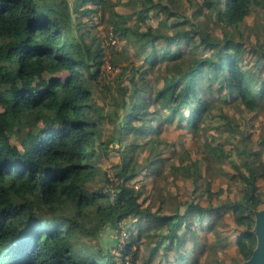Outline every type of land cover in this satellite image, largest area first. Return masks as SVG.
<instances>
[{
  "label": "trees",
  "instance_id": "trees-1",
  "mask_svg": "<svg viewBox=\"0 0 264 264\" xmlns=\"http://www.w3.org/2000/svg\"><path fill=\"white\" fill-rule=\"evenodd\" d=\"M134 1L130 23L132 17L120 14L110 0H73L72 10L66 0H0V264H137L142 231L150 253L173 249L180 263L186 251L180 229L194 234L193 222L200 225L204 217L214 219L221 211L242 227L232 264L250 257L255 246L253 211L262 200L256 180L263 174L264 138L252 150L247 142L251 133L240 131L221 108L226 128H213L218 133L204 139L199 158L178 165L167 158L161 161L173 180L190 178L194 184L202 165L229 161L242 183L237 200L204 206L193 198L182 213L175 206L168 214L163 204L154 209L144 204L145 185L135 187L133 182L140 171L136 164L122 158L110 176L97 162L109 143L103 136L106 123H112L116 134L111 140L120 145L127 130L136 137L158 133L162 125L197 131L217 102L238 101L248 111L261 108L264 47L243 41L246 36L238 29L246 17L264 8V0ZM184 4L189 17L177 12ZM98 11L114 40L108 51L102 39H87L86 31L75 26L83 24L81 16ZM161 12L164 18H158ZM151 18L157 19L156 25ZM204 18L221 28V38H213ZM122 41L135 44L140 64H123L129 50L118 51L116 44ZM106 60L110 70L120 67L108 84L103 82ZM161 66L164 73L155 85L147 74ZM5 77L18 79L19 86L2 88ZM95 81L110 90L107 113L94 99ZM212 92L208 104L206 96ZM223 133L229 151L216 141ZM157 140L155 135L148 150V172L159 171ZM232 151L245 157L235 161ZM97 181L98 188L88 187ZM106 226L116 231L117 241L108 248L92 246L91 240Z\"/></svg>",
  "mask_w": 264,
  "mask_h": 264
},
{
  "label": "rangeland",
  "instance_id": "rangeland-1",
  "mask_svg": "<svg viewBox=\"0 0 264 264\" xmlns=\"http://www.w3.org/2000/svg\"><path fill=\"white\" fill-rule=\"evenodd\" d=\"M114 5L115 9L120 14L130 15V23H133L132 19L134 18L132 12L135 8L134 0H110ZM70 10L74 7L73 0H66ZM168 2V0H166ZM84 3L83 5H86ZM81 5V6H83ZM177 12L183 13V15H187L189 17L188 6L184 4V6L179 8ZM158 14V13H157ZM156 14V16H157ZM103 15L98 11L95 14H91L90 17L81 16V21L83 24L75 26H79V30L82 32L83 29L86 31V38H90L93 36L94 38L102 39L103 45L106 47V50L109 48L111 44H114V40H110V32L108 31L109 27L106 24L105 20H102ZM164 13H160L158 18H164ZM198 19V18H195ZM193 19V21H195ZM207 24V29L210 34H212L213 38H221V28H218L212 22H208L206 18L202 19ZM246 21L242 23L238 29V32H242L244 36H246L243 41H248V44L257 45L260 43L264 47V8H259L257 12L251 13L245 19ZM149 22L153 25H156L157 19L151 18ZM234 34L237 31L234 28H231ZM237 35V34H236ZM257 37H259L260 41L257 42ZM236 39H240V37H236ZM242 39V38H241ZM116 48L118 51H122L124 47H127L129 50V59L126 60L123 64L127 65L131 61L135 64H140L142 62V58L135 56V44H127L125 42H121L116 44ZM202 47H205L202 45ZM108 51V50H107ZM247 57L251 56L250 53L246 54ZM109 58V53L106 54V59ZM105 73H104V84H108L107 82H111V79L119 72V68L117 67L114 70H110L108 67V61ZM104 64V65H105ZM156 71L149 72L147 74V79H150L153 83L155 81V85L160 82L157 81L158 75L160 72L164 73V66H161L159 69H154ZM153 73H156V77ZM161 75V74H160ZM110 79V80H109ZM93 96L94 99L105 108V113L109 112L111 109V105L109 104V99L111 97L110 90L105 88V85H102V82H91ZM19 86V80L16 78L5 77L2 79V88L14 89ZM114 90V87L111 88ZM215 95V93H210L206 96L207 100L212 102L211 98ZM149 108L153 110L155 108V104L151 103ZM160 108V106H159ZM222 109L225 113L232 118L233 122L236 123L237 127L240 128V131H247L251 133L250 138L247 139L250 142V146L253 149L257 148V141L261 138H264V105L255 111H248L241 106L238 101L234 103L224 104L223 102H217L215 107L211 110L210 114L205 115L202 120L198 123L197 128H226L224 127V123L226 120L222 119L219 116L218 109ZM151 118L150 116L146 117V120ZM146 123V122H145ZM144 123V124H145ZM112 123H106L103 129L104 138L107 137L109 139L108 146L106 148H102L100 151L101 156H99L97 166L99 169H104L107 171L108 175H113L115 173L116 164H118L122 158L125 160L128 159L132 164H136V168L139 169V173L133 180L134 186H140L141 184L145 185V189L143 191L142 196H146L147 199L144 204L151 203L152 209L156 208L160 204L165 208V212L170 214L171 208L178 206L180 211L182 212L185 204L193 200V198H197L204 206L208 204H217L220 201H231L237 200L242 189V183L238 177L235 176V170L228 162L218 163L216 161L215 165L205 164L201 166V176L198 179L197 183L194 184L192 179H181L178 178L173 180L171 175L167 174V169L163 166L159 167V171L157 172H148V168L146 167V161L148 158L149 148L153 149L154 146V138L155 133H150L148 137H136L132 132L126 135L125 140L122 144H118L114 137L111 140V136H115L114 127L111 125ZM223 124V127L222 125ZM228 127V126H227ZM162 128L163 136L162 139L165 141L161 144L157 151L155 149V153H162L168 159V163L173 162L175 165L181 164L185 159L188 158H199L201 156L202 144L206 137L210 134H216L215 131L206 130L204 133H195L191 131V129H180V128H190V127H181L178 124L175 125H165ZM227 135V134H226ZM217 142H224L223 137L216 135ZM143 138V139H142ZM240 136L237 137L239 139ZM14 142H16L15 138H12ZM225 149L228 150L229 145L225 144ZM244 154L236 156L233 153V158L236 160H240ZM262 160L264 161V151L262 154ZM221 167V169H220ZM263 171V174L259 176L256 180V184L258 186V190L261 195V203L259 208H264V165L260 169ZM207 182H209V192H212V196L207 194ZM100 181L89 183V188H98L100 185ZM163 200L161 202L160 200ZM51 219H55V216L52 215ZM224 219L226 220L222 226L223 231L224 228L227 232H233L238 229L233 223V217L228 213V215H224ZM228 222V223H226ZM125 223V222H124ZM232 226H231V225ZM207 238H212V232H208ZM123 239H125L123 237ZM117 241L116 231L106 226V228L101 229L96 236V239L91 240L92 246H101L108 248L113 245L114 242ZM149 238L145 235L141 236L140 243V253L141 257L138 259L137 264H163L164 255L160 252L158 254L151 255L149 258V246H148ZM190 244V243H188ZM87 246V245H86ZM87 250V249H86ZM163 255V256H162ZM160 262V263H159Z\"/></svg>",
  "mask_w": 264,
  "mask_h": 264
},
{
  "label": "crops",
  "instance_id": "crops-1",
  "mask_svg": "<svg viewBox=\"0 0 264 264\" xmlns=\"http://www.w3.org/2000/svg\"><path fill=\"white\" fill-rule=\"evenodd\" d=\"M207 103L211 104L212 102L210 103V101L207 100ZM214 107H215V105H214ZM213 108H211V110ZM221 125H223V124H221ZM163 126H165V125H162L160 128H156L158 133H155L153 131L151 132V134L155 133L158 137V140L156 141L157 148L165 142L162 139L163 130L165 129V128H162ZM183 127H190V126H183ZM180 129H191V131H194L195 133H198V132L202 133L203 132L202 128H198L197 131L194 130L192 127L180 128ZM211 129H213V128H207L208 131ZM212 131L216 132V130H214V129ZM217 133L218 132H216V134ZM220 136L225 137L226 134L223 133ZM224 137L222 139H224ZM249 138L250 137H248V139ZM225 144L229 145V147H228L229 148L228 151H229L231 149V144L224 142V148L226 146ZM248 144H250V142H248ZM248 146L251 147L250 145H248ZM251 149L253 150L252 147H251ZM233 153L235 154V151H232V156H231L232 158H233ZM159 154H160V157L156 159V161L159 163L158 168L160 166L167 168V166L161 161L163 158H167V157L164 156L160 152H159ZM242 154H244V156L241 157L240 160H242L245 157V153H242ZM236 156H239V155H236ZM167 159H169V158H167ZM233 160H235V159L233 158ZM237 160L238 159H236L235 161H237ZM224 162H228L230 164V162L227 160H225ZM221 163H223V162H221ZM220 169H221V167H220ZM201 204H202V202H201ZM179 212H181L180 209H179ZM228 213L229 212L221 211L220 215L215 217L214 219H212V218L207 219L206 217H204L203 221L201 222L200 225L197 224L196 222H193L191 224V228L195 229L196 233H194V234L187 232L186 229L183 227L180 229L179 233L181 234V237H182V245L185 247V250H186L184 253V257L180 263L177 260L178 254H176V250L172 249L170 251L165 252L163 250V248H159L155 253L152 254V253H150V246L148 243L149 258L151 255L158 254L157 252L162 251L161 253L164 255L163 264H232V258H235V256H236V246H235L236 235L238 233V230L242 229V227L237 226L234 223V218H233V223H231V224L232 225L235 224L236 228H238L235 231V233H233L232 231L227 232V230L225 229L226 227L224 228V231H223L221 224L223 225L224 222L226 221L224 219V215H228ZM212 223L214 224V226H210V224H212ZM226 223H228V222H226ZM217 229H219L220 231L218 230L219 232H217ZM208 232H212V234H213L212 238H207L206 235H208L207 234ZM143 235L146 236V231L141 232L139 242H141V236H143ZM188 243H190V244H188ZM140 255H141V253H140ZM242 261L243 260H241L239 262V264H241Z\"/></svg>",
  "mask_w": 264,
  "mask_h": 264
},
{
  "label": "water",
  "instance_id": "water-1",
  "mask_svg": "<svg viewBox=\"0 0 264 264\" xmlns=\"http://www.w3.org/2000/svg\"><path fill=\"white\" fill-rule=\"evenodd\" d=\"M253 214L254 223L251 231L255 236V246L250 257L241 264H264V208L255 209Z\"/></svg>",
  "mask_w": 264,
  "mask_h": 264
},
{
  "label": "built area",
  "instance_id": "built-area-1",
  "mask_svg": "<svg viewBox=\"0 0 264 264\" xmlns=\"http://www.w3.org/2000/svg\"><path fill=\"white\" fill-rule=\"evenodd\" d=\"M135 187H137V185H135Z\"/></svg>",
  "mask_w": 264,
  "mask_h": 264
}]
</instances>
